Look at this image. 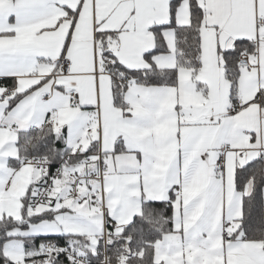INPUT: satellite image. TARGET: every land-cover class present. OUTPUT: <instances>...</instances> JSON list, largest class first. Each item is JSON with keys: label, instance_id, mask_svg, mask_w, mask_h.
<instances>
[{"label": "snow or ice", "instance_id": "snow-or-ice-1", "mask_svg": "<svg viewBox=\"0 0 264 264\" xmlns=\"http://www.w3.org/2000/svg\"><path fill=\"white\" fill-rule=\"evenodd\" d=\"M0 264H264V0H0Z\"/></svg>", "mask_w": 264, "mask_h": 264}]
</instances>
